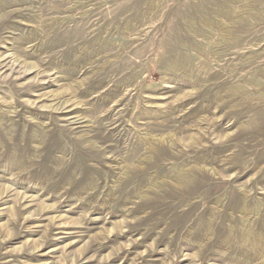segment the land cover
Here are the masks:
<instances>
[{"label": "rangeland", "instance_id": "rangeland-1", "mask_svg": "<svg viewBox=\"0 0 264 264\" xmlns=\"http://www.w3.org/2000/svg\"><path fill=\"white\" fill-rule=\"evenodd\" d=\"M0 264H264V0H0Z\"/></svg>", "mask_w": 264, "mask_h": 264}, {"label": "bare ground", "instance_id": "bare-ground-1", "mask_svg": "<svg viewBox=\"0 0 264 264\" xmlns=\"http://www.w3.org/2000/svg\"><path fill=\"white\" fill-rule=\"evenodd\" d=\"M34 72H36L37 73V71H34ZM62 101V100H61ZM60 100H58V101H56L55 102V104L56 105H58V109H60L61 107L62 108H65L64 106H63V104H62V102H61ZM67 105V104H66ZM71 122H73V124H78V123H82L81 122V120H77V119H73V121H71ZM152 145H151V147H150V152H155V150L157 151V150H159V148L162 146V145H164L165 143H164V140H158V141H155V142H150ZM156 146H155V145ZM166 146V145H165ZM163 147V146H162ZM167 147V146H166ZM165 150H167V149H165ZM165 150H163V151H165ZM184 178V177H183ZM190 180V178H187L185 181H189Z\"/></svg>", "mask_w": 264, "mask_h": 264}]
</instances>
